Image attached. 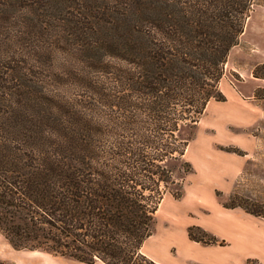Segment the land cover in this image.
<instances>
[{
  "label": "trees",
  "instance_id": "1",
  "mask_svg": "<svg viewBox=\"0 0 264 264\" xmlns=\"http://www.w3.org/2000/svg\"><path fill=\"white\" fill-rule=\"evenodd\" d=\"M256 4L129 0L79 20L76 33L108 40L122 64L78 109L0 117V232L10 245L88 264H160L142 247L170 192V164L207 105L225 100V63ZM6 65L0 75L16 69Z\"/></svg>",
  "mask_w": 264,
  "mask_h": 264
},
{
  "label": "rangeland",
  "instance_id": "2",
  "mask_svg": "<svg viewBox=\"0 0 264 264\" xmlns=\"http://www.w3.org/2000/svg\"><path fill=\"white\" fill-rule=\"evenodd\" d=\"M128 4L129 0H0V63L16 68L0 75L1 120L11 113L32 120L37 110L78 109L84 97L106 91L105 71L122 63L112 58L108 40L84 38L76 33V25L102 8ZM220 90L225 100L207 105L190 130L184 156L170 164V192L164 194L153 233L142 247L149 257L202 264L214 256L207 252L210 249L229 251L228 263L264 264V0H257L228 54ZM177 188L181 196L174 198L171 192ZM230 244L236 252L228 250ZM0 260L88 264L15 249L1 232ZM90 264L104 263L96 259Z\"/></svg>",
  "mask_w": 264,
  "mask_h": 264
},
{
  "label": "crops",
  "instance_id": "3",
  "mask_svg": "<svg viewBox=\"0 0 264 264\" xmlns=\"http://www.w3.org/2000/svg\"><path fill=\"white\" fill-rule=\"evenodd\" d=\"M242 212V211H241ZM244 216H246L244 213H242ZM247 217V216H246ZM231 246V248H229L228 250H232L233 249V251L232 252H236L237 250H235L234 248H233V246H232V244H230ZM144 247V246H143ZM209 248V247H208ZM208 251L207 252H213V254H214V256H212V258L211 259H208V257L207 258H204L203 260H202V264H235V263H228L227 262V260H229L228 259V253H229V251H226L225 253H220V252H218V251H214V250H210V249H207ZM145 254V253H144ZM147 255V254H146ZM148 256V255H147ZM206 256H209L208 255V253L206 254ZM149 257V256H148ZM152 260H154L155 262H158V263H160V264H174V263H172V262H167V261H163V260H160V259H157V258H155V257H150Z\"/></svg>",
  "mask_w": 264,
  "mask_h": 264
}]
</instances>
